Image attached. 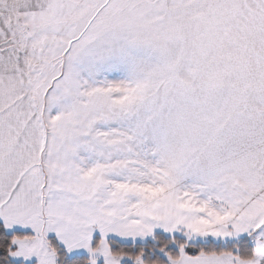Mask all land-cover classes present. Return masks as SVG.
<instances>
[{"label": "snow or ice", "instance_id": "snow-or-ice-1", "mask_svg": "<svg viewBox=\"0 0 264 264\" xmlns=\"http://www.w3.org/2000/svg\"><path fill=\"white\" fill-rule=\"evenodd\" d=\"M0 264H264V0H0Z\"/></svg>", "mask_w": 264, "mask_h": 264}]
</instances>
